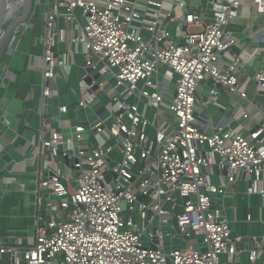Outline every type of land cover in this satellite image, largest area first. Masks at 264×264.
<instances>
[{"label":"built area","instance_id":"obj_1","mask_svg":"<svg viewBox=\"0 0 264 264\" xmlns=\"http://www.w3.org/2000/svg\"><path fill=\"white\" fill-rule=\"evenodd\" d=\"M244 1L208 0L204 22L187 9V0H44L33 174L30 190L18 184L33 194V241L0 244L2 264H165L168 257L173 264H219L223 255L235 258L228 221L211 209L212 198L240 175L250 176L247 194L264 196V109L240 88V57L224 69L217 65L220 54L238 45L227 28ZM251 4L264 26V0ZM180 18L183 38L173 41L166 25ZM72 66L79 68L78 92L66 83ZM161 71L173 79L169 99ZM205 76L213 87L203 105L224 110L223 89L238 102L242 118L253 120L248 105L261 113L247 136L229 127L234 115L211 131L197 124V89ZM57 79L66 84L73 118L62 117L65 103L57 104L56 114L45 111L59 97ZM87 79L85 88L80 82ZM252 81L256 93L264 92V63ZM64 128H74L76 152L71 134L63 141ZM106 171L115 175L106 180ZM173 215L180 233L194 238L165 251L164 239L174 235L160 229L171 227ZM251 241L247 257L253 262L264 238Z\"/></svg>","mask_w":264,"mask_h":264},{"label":"crops","instance_id":"obj_2","mask_svg":"<svg viewBox=\"0 0 264 264\" xmlns=\"http://www.w3.org/2000/svg\"><path fill=\"white\" fill-rule=\"evenodd\" d=\"M207 2L208 0L204 5L201 0H187V9L198 12L203 21L207 22L209 19ZM41 4L43 10V3L39 5ZM164 5L166 9L171 6L168 2ZM33 11L35 13V10ZM179 12L178 9L175 11L176 14ZM257 16L251 0H245L239 8L238 16L227 28L228 34L238 41V45L228 54H220L217 65L220 69H224L227 61L236 56L240 57V64L235 70L240 88L264 109V92L256 93L252 81L253 73L264 63V26ZM166 26L173 41H182L184 27L181 18L168 22ZM42 32V24L40 31H37L36 26L31 23L24 25L10 41V53L5 55V51L0 57V244L27 246L33 241L35 227L33 194L19 191L18 184L22 182L26 185L27 191L30 190L27 182L33 174L35 157L32 140L37 139L39 131L37 82L40 78L38 66L41 46H37V39L42 36ZM10 67L22 69L19 80L14 71H10ZM73 69L74 79L77 80L79 68L72 66L70 71ZM69 74L66 80L67 87L75 91L74 86L68 81ZM159 79L167 80L162 85L166 90L165 97L169 99L172 94L167 87L170 76L161 71ZM212 87L210 77L205 76L202 86L197 89V102L194 107L197 124L202 129L207 128V131H211L210 126L224 123L230 115H234L229 127L247 136L256 127L254 121L262 120L261 113L255 107L248 105L245 108L253 120L242 118L236 108L238 102L223 89H219V99L226 106L224 110L213 105H203L202 101ZM76 97L70 93L73 101ZM241 103L246 104L245 101ZM146 113L150 115L149 110H146ZM249 178V175H240L235 183L229 184L228 191L224 195H214L212 198L211 209L220 210L221 215L228 221L231 234L237 237L235 258L227 261L223 255L219 264H233L235 261L239 264H264V243L255 261L250 262L247 257L248 251L253 246L251 237L264 238V196L246 193ZM174 238L177 241H174ZM168 241L172 246H176L181 244L182 239L174 236Z\"/></svg>","mask_w":264,"mask_h":264},{"label":"water","instance_id":"obj_3","mask_svg":"<svg viewBox=\"0 0 264 264\" xmlns=\"http://www.w3.org/2000/svg\"><path fill=\"white\" fill-rule=\"evenodd\" d=\"M33 5H34V0H22V8H21L20 14L10 24H8L7 27H5L2 30H0V57L6 51V49L8 47V44H10V41L12 40L14 34L17 31L21 30L24 27V25H27V24L30 23V20H31V17H32V13H33V12L32 13L30 12V9H31V7ZM207 8H209V9L211 8V4L210 3H207ZM7 14H8V12H7ZM7 14L2 19V21L0 22V25L3 23V21L7 17ZM86 81H88V79L84 80V81H81L80 85L85 87V88H87L88 87V85H87L88 82H86ZM57 86H58L59 97L58 98H54L52 100V105L47 106L45 108V111H47V112H49L51 114H56L57 113V108H56L57 104L65 103L67 105V107H68V113L62 115V117L63 118H73L74 113L71 111V102H70L68 94H67L68 89L66 87V84H65V82L62 79H57ZM93 88H95V86ZM61 131L63 133V141H65L67 136H69L70 134L72 135V137H73V145L75 146V152H76L77 141H76V138H75V135H74V128H70V129L64 128ZM70 146H71V144H68V143H65V142L63 144V147L65 149H69ZM66 163H69V161H67V159H66ZM104 174H105V179L106 180H108L111 175H113V176L115 175L114 173H112L110 171H106ZM183 199L186 200L187 197H184ZM211 207H213V203H211ZM41 215H42V217H44L45 216L44 212H42ZM158 223H159V221H158V218L156 217V218H154V220H153V222L151 224V227H150L149 233L152 235V243L150 245L151 249H156L157 237L155 236V229L158 227ZM170 224H171V227L161 228L160 231L164 235L165 234L174 235L175 237H178V238L182 239L181 244L174 246L175 248L176 247L177 248L183 247L185 245V243H186V240L194 238V235H193L192 232L189 234V236H186V235H183V234L180 233V230H179V228L177 226V220H176V216L175 215L171 216ZM143 225L146 226L147 222L144 221ZM231 239L234 242V245L235 244L237 245V243H236L237 237L234 236V235H231ZM236 249H237V247H236ZM52 259H56L59 262L61 257L58 254H53L52 255ZM2 263H3V261L1 260L0 264H2ZM165 264H173L172 263V259L170 257L166 258ZM233 264H239V263L237 261H235Z\"/></svg>","mask_w":264,"mask_h":264},{"label":"rangeland","instance_id":"obj_4","mask_svg":"<svg viewBox=\"0 0 264 264\" xmlns=\"http://www.w3.org/2000/svg\"><path fill=\"white\" fill-rule=\"evenodd\" d=\"M10 1H11V5H10V7L8 9L7 17L5 18V20L3 21V23L0 25V30H2L3 28L7 27L8 24H10L20 14V11H21V8H22V0H10ZM39 2L40 3H43L44 0H34V5L30 9V12L31 13L33 12L32 13V17H31V20H30L31 21L30 23L32 25H35L36 26L37 31H40V25L42 24V13H43L42 4L40 6L39 5L40 4ZM201 3L205 5L206 4V0H201ZM16 7H18V8H16ZM33 10H35V13H34ZM257 18H258L259 21L261 20V16L260 15H258ZM37 46H40V45L38 44ZM9 48H10V44H8V47L6 49V52L4 53L5 55H8L10 53V49ZM35 49H36V47H35ZM10 58H12V57L10 56ZM80 62H81V60H80ZM10 71H14V73L17 75L18 80L21 78V76H22V69L20 67H18V68L10 67ZM74 72H75L74 69L70 71L68 81H69V83L71 85L74 86L75 91L78 92L79 87H78V82H77L76 78L74 79ZM5 74H6V70L4 72V75ZM169 82L170 83L168 84L167 87H168V89L170 91H172L173 90V85H174L173 84V79H171ZM212 181L213 182H216L215 177H212ZM42 207H44V203H43ZM123 214L125 216V215H127V212H124ZM133 216H134V220L139 223L140 220L137 218V216L135 214ZM169 239H170V237H166L164 239L165 251H168V249L170 248V243L168 241ZM174 241H177L176 238H174ZM146 244H148V242H146Z\"/></svg>","mask_w":264,"mask_h":264},{"label":"bare ground","instance_id":"obj_5","mask_svg":"<svg viewBox=\"0 0 264 264\" xmlns=\"http://www.w3.org/2000/svg\"><path fill=\"white\" fill-rule=\"evenodd\" d=\"M10 5H11L10 0H6L4 3L2 1H0V22L6 16ZM16 8H18V7H16Z\"/></svg>","mask_w":264,"mask_h":264},{"label":"flooded vegetation","instance_id":"obj_6","mask_svg":"<svg viewBox=\"0 0 264 264\" xmlns=\"http://www.w3.org/2000/svg\"><path fill=\"white\" fill-rule=\"evenodd\" d=\"M0 1H2L4 3L6 0H0Z\"/></svg>","mask_w":264,"mask_h":264}]
</instances>
